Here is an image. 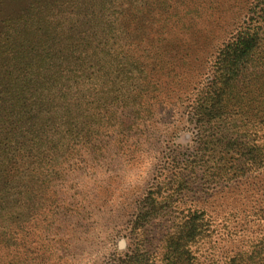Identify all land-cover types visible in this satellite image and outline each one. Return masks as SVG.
Wrapping results in <instances>:
<instances>
[{"label":"rangeland","instance_id":"1","mask_svg":"<svg viewBox=\"0 0 264 264\" xmlns=\"http://www.w3.org/2000/svg\"><path fill=\"white\" fill-rule=\"evenodd\" d=\"M28 1L0 0V14ZM247 1L209 0L199 18L171 29L179 76L161 77V101L141 113L135 136L91 158L73 190L66 185L74 198L41 188L35 204L0 216V264H168L173 255L181 264H264V96L228 100L217 125L192 111ZM149 27L143 38L157 30ZM239 110L255 115L232 122ZM252 154L260 162L243 168Z\"/></svg>","mask_w":264,"mask_h":264},{"label":"trees","instance_id":"2","mask_svg":"<svg viewBox=\"0 0 264 264\" xmlns=\"http://www.w3.org/2000/svg\"><path fill=\"white\" fill-rule=\"evenodd\" d=\"M204 4L211 6L209 0H29L0 14V216L35 204L41 188L58 191L56 200L60 193L74 198L69 190L79 172L89 173V160L135 136L141 113L168 88L161 77L178 75L168 33L199 18ZM245 5L192 106L209 124L222 122L228 100L264 96V0ZM144 25L157 30L143 38ZM238 112L232 122L255 115ZM258 155L243 157V168L259 163ZM183 260L173 255L168 264Z\"/></svg>","mask_w":264,"mask_h":264}]
</instances>
